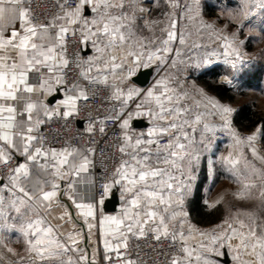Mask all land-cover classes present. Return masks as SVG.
<instances>
[{
  "label": "snow or ice",
  "instance_id": "1",
  "mask_svg": "<svg viewBox=\"0 0 264 264\" xmlns=\"http://www.w3.org/2000/svg\"><path fill=\"white\" fill-rule=\"evenodd\" d=\"M154 6L163 19L153 18ZM253 7L264 9V0H239L230 22L250 17ZM189 17L210 32L231 69L247 62L239 39L246 24L217 28L203 19L199 0H56L45 19L33 14L31 0H0V264H144L131 255L140 239L153 241L161 264H225V256L230 264H264L260 223L223 219L202 230L185 211L218 132L251 151L253 159L221 157L233 183L247 191L259 187L249 179L264 177L255 164L264 161L257 133L242 138L230 106L203 92L192 103L178 89L181 71L212 64L211 56L185 60L180 51L207 47L187 44ZM153 66L159 79L142 89L140 70ZM82 113L83 132L53 146L43 128L54 120L69 128ZM145 117L146 130H138L134 122ZM110 126L113 155L100 153L115 163L109 169L102 160L97 175L94 137H107ZM85 134L86 143L72 142ZM116 192L121 210L107 214ZM12 234L22 255L8 247Z\"/></svg>",
  "mask_w": 264,
  "mask_h": 264
},
{
  "label": "crops",
  "instance_id": "2",
  "mask_svg": "<svg viewBox=\"0 0 264 264\" xmlns=\"http://www.w3.org/2000/svg\"><path fill=\"white\" fill-rule=\"evenodd\" d=\"M216 5L207 4L203 6V10H206V15L208 17L217 16V19L223 23V25H232L235 27H241V25H245L241 31L244 35L240 34L239 39L243 40L244 43L242 45V51L246 54V58L249 62H247V66H252L256 62H259V56H264V9H260L259 7L252 8V15L250 17L244 19H232L231 22L227 13H235L239 0H216ZM253 4H256V0H252ZM205 7V8H204ZM216 8V10H215ZM155 9V6H154ZM208 10V12H207ZM162 19V18H158ZM190 21V20H189ZM168 21L160 22L157 26H162L163 24H167ZM240 29V28H239ZM251 29V31H249ZM208 48L205 49V55L202 54V57L209 56ZM219 53H220V49ZM181 51V50H180ZM187 52H185L184 57H186ZM212 64L210 68L214 65H220V75L217 78V84H227L233 87L234 93L236 94L235 102H229L225 98H220L215 92H213L208 86L210 81L212 80L208 75L204 76L203 81L197 80V75L202 73L210 74L209 71H197L196 75L191 77L188 80H184L182 74L185 72H180L177 78V85L180 92L184 93L186 97L191 100L192 103H199L200 96L198 93L203 92L207 96L214 98L221 102L226 106H230L233 110L232 112V124L234 129L239 133L242 138H246L249 134L257 133V141L255 142V146L259 150H263L264 146H258V139L262 138V132H257V128H253L251 130L239 128L234 121L235 115L238 110L239 104V92L236 87L240 84L235 76H231L229 72L226 70L227 63L224 62L223 56L213 55L211 57ZM238 69L239 64L237 65ZM153 75L151 77V81L146 86H140L142 89H148L152 87L159 77L154 70L153 66ZM143 70V69H141ZM140 70V71H141ZM229 77L234 84L226 83L225 78ZM189 91V95L185 93V91ZM145 121V125L137 126L134 122V126L138 130H146L148 126L147 118H139ZM209 119H212L209 117ZM216 124H219V120L215 121ZM233 153L234 157L239 159L241 154H245L249 159H253L251 157V151L246 145H236L234 144L232 138L228 136L225 139H219L215 136L213 139V143L211 145V150L208 152H204L201 156L200 167L197 171V180L196 187L192 193V195L188 198L185 204V211L188 213V218L192 224L196 227L206 230L214 227L216 224L222 222L223 219H232L238 220L244 224H252L260 223L264 226V221H259V219H264V207L261 203H264V196L261 193H264V177L262 179H249L247 182L249 184L258 185L259 187H253L251 190H245L242 185H238L233 183V180L230 178L228 172V166L226 164L221 163V157L228 156L229 153ZM238 154H240L238 156ZM209 161L211 162V174L209 173ZM256 166L258 167L257 160L255 161ZM264 169V165L262 167ZM237 193H241L243 198L237 197ZM119 194V193H118ZM120 199V198H119ZM219 201L215 207H211L210 205ZM122 207V201L117 207V210L113 212H106L107 214L116 215L120 212ZM12 243L8 244V247L14 248V250L18 254H23L20 243L16 240V235L12 234ZM225 257H221L220 259L223 261ZM229 262L225 264H230V257H228Z\"/></svg>",
  "mask_w": 264,
  "mask_h": 264
},
{
  "label": "rangeland",
  "instance_id": "3",
  "mask_svg": "<svg viewBox=\"0 0 264 264\" xmlns=\"http://www.w3.org/2000/svg\"><path fill=\"white\" fill-rule=\"evenodd\" d=\"M138 2H139V0H138ZM199 2H200L201 10L203 12V19L205 21L212 22L219 29H224V27L226 25H223V23H221L217 19V16L208 17L205 13L206 10L204 11L202 9L203 6H206L207 4L216 5L217 1L216 0H199ZM215 10H216V8H215ZM207 12H208V10H207ZM153 18H162L163 19L161 12L158 10H155V9L153 10ZM165 21H167V20H163V22H165ZM166 26H167V24H163L162 26H156L154 29V31L156 32V35L159 36L161 29L166 27ZM228 26L231 28L232 31H239V28H240V27H235L232 25H228ZM182 27H183V30H184L186 36H188V40H187L188 45H192L193 43L207 45V47H199V48H192V47L181 48L180 50H181L183 55L185 54L186 51H188L186 54L187 56L184 57L185 60H187L188 56H191L194 59L202 58V54L205 55V49L206 48H208L207 50H209V56H211V57H213V55H212L213 51L216 52V55L219 54V50H218L219 48L217 47L215 42L210 38V32L208 30H204V31L199 30L200 23H199L198 18L195 20H193L191 17L185 19ZM145 34L150 35V33H148V32H146ZM240 34H242V36L244 35L243 32L242 33L240 32ZM173 47H176V45H173ZM254 60H259L264 64V56H262V55L259 56L258 59H254ZM247 62H249L248 59H247ZM247 62L243 66H239L240 67L239 69L238 68L237 69H231L230 65H227L226 70L229 72V74L231 76H235L236 79L238 80V82H240V84L237 85V87H236L237 91L239 92V96H240L239 97V103L245 102V101L253 102L255 104L256 108L259 109V111L264 115V75H263L260 86L257 88L256 87L248 88L246 86L243 87L241 85L242 80L245 79L244 74L247 72L248 68L250 67V66H247ZM181 72H185L184 74H182V76L184 75V77L189 76V78H191V77H194L196 75V73L192 72L191 69L181 71ZM237 77H239V78H237ZM229 84H232L234 86V84L232 82ZM185 93L187 94V96L189 95L188 90H186ZM189 101H191V100H189ZM258 129L262 132V135H261L262 138L258 139V146H264L263 130L260 127H258L257 130ZM262 151H264V148ZM239 155L240 154H238V156ZM257 163H258V168L262 169V167L264 165V161L257 160ZM262 170H264V169H262ZM262 178L263 177H261L259 179H262ZM261 204L264 207V203H261ZM262 220L264 221V219H259V221H262Z\"/></svg>",
  "mask_w": 264,
  "mask_h": 264
},
{
  "label": "built area",
  "instance_id": "4",
  "mask_svg": "<svg viewBox=\"0 0 264 264\" xmlns=\"http://www.w3.org/2000/svg\"><path fill=\"white\" fill-rule=\"evenodd\" d=\"M55 2L56 0H31V8L32 12L35 16H37L40 19H45L50 14L55 12ZM75 49L69 48V54H73ZM102 95V94H101ZM101 100L96 99L95 101H92V103L89 105V107L95 112L94 105H100ZM104 108H107L108 105H103ZM86 113H82L78 118L76 123L72 124L69 128H65L61 122L53 121L46 125L43 128V131L48 134L50 142H52L53 146L60 147L62 146L66 140L70 139L71 137L76 136L78 133L83 132L84 125L86 123ZM78 121H82V126L78 125ZM112 136V129L111 126L108 129V136H100L97 134L94 139L96 141L95 147L97 149V159H96V168L95 173L99 175L101 173L102 166L101 161L103 160V163L108 166L109 169L113 166L115 163V160L113 159H104V157L101 156L100 150L105 149L106 155L108 157H111L113 155L114 150L110 148L108 137ZM216 137L219 139H225L227 137V133L224 132H218L216 134ZM73 143H80L84 144L87 142V134H85L84 139L80 141H72ZM118 155V154H117ZM135 245H138V247H135L132 251V258L136 260L139 258L140 260L144 261V264H161V258L160 254L158 252L153 251V241L146 240V239H140L138 241L133 242Z\"/></svg>",
  "mask_w": 264,
  "mask_h": 264
},
{
  "label": "trees",
  "instance_id": "5",
  "mask_svg": "<svg viewBox=\"0 0 264 264\" xmlns=\"http://www.w3.org/2000/svg\"><path fill=\"white\" fill-rule=\"evenodd\" d=\"M220 65H214L209 71L210 74L200 73L197 75L198 81H203L204 76H209L212 80L209 83L210 89L215 92L220 98H225L229 102H235L236 94L233 87L227 84H217V78L220 75ZM245 79L242 80L241 85L243 87L254 88L259 87L264 75V64L259 61L253 66H250L247 72L244 74ZM239 78V77H237ZM235 124L242 129L251 130L256 127H260L263 130L264 141V115L256 108L255 104L250 101L240 102L238 104V110L234 118Z\"/></svg>",
  "mask_w": 264,
  "mask_h": 264
},
{
  "label": "water",
  "instance_id": "6",
  "mask_svg": "<svg viewBox=\"0 0 264 264\" xmlns=\"http://www.w3.org/2000/svg\"><path fill=\"white\" fill-rule=\"evenodd\" d=\"M141 74H139L138 77V84L140 86H146L150 83L151 81V77L153 75V69L149 68V69H143L140 71ZM135 124L137 126H143L145 125V121L142 119H138L135 121ZM78 125L82 126V121H78ZM120 203V199H119V194L118 192H116L114 197H109L108 201L106 202V212H113L115 210H117V207ZM223 261H225V263L229 262V259L227 256H225V258L223 259Z\"/></svg>",
  "mask_w": 264,
  "mask_h": 264
}]
</instances>
